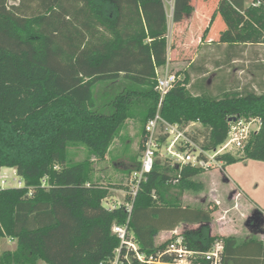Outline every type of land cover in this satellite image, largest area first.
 Segmentation results:
<instances>
[{
    "label": "trees",
    "instance_id": "trees-1",
    "mask_svg": "<svg viewBox=\"0 0 264 264\" xmlns=\"http://www.w3.org/2000/svg\"><path fill=\"white\" fill-rule=\"evenodd\" d=\"M257 1L218 0L202 43L226 44L228 54L239 46H264V0ZM182 9L190 12L188 0H178L176 20ZM168 30L165 0H0V264L113 260L120 239L112 227L124 224L128 213L124 203L109 208L104 201L114 188L127 190L125 203L132 197L129 184L95 179L94 161L106 159L130 118L143 124V149L145 126L160 98L158 69L169 62ZM176 74L162 105L167 121L198 122L201 145L213 149L226 139L234 117L260 118L242 157L218 159L264 161V90L221 87L213 94L207 77L192 90L189 72ZM73 146H83L87 157L72 160ZM4 167L14 168L24 185L3 187ZM204 170L158 158L133 201L130 234L151 254L178 236L157 242L163 230L202 224L179 234L189 247L207 250L222 241L223 264H264V240L211 235L217 206L182 204L180 194L195 188L193 178ZM5 237L16 240L15 250L2 251Z\"/></svg>",
    "mask_w": 264,
    "mask_h": 264
},
{
    "label": "rangeland",
    "instance_id": "rangeland-1",
    "mask_svg": "<svg viewBox=\"0 0 264 264\" xmlns=\"http://www.w3.org/2000/svg\"><path fill=\"white\" fill-rule=\"evenodd\" d=\"M217 1L188 0L192 9L189 13L182 9L180 18L176 20L178 0H167L169 67L173 72H180L182 78L184 71H188L193 80L192 90L196 89L194 85L199 84L201 79L207 77L206 83L213 94H218L221 87L229 90H242L245 86H249L261 92L264 90V69H260L259 72L257 68L260 64H264V46H239L228 54L226 44H217L216 40L212 42L206 40L204 43L198 41L204 29L200 10L207 12L206 16L209 19L210 14L216 9ZM246 1L250 4L253 2V0ZM15 2L16 0H12V3ZM186 20L189 21L188 25ZM177 22L179 23L177 24ZM222 23L223 21L220 19L214 22L213 38ZM199 24L201 25L199 26ZM100 91H103L102 88ZM142 128L143 124L136 119L130 118L125 122L119 136L112 143L106 159L94 161L95 179L105 185L111 183L126 186L129 184L130 173L136 169L142 157V147L140 146ZM193 129L196 131V136L201 138L202 126L197 123ZM70 153L74 161H82L88 155L83 146L71 147ZM243 155V150L234 153L236 157ZM14 178L22 180L14 168H2L1 179L6 180V187L17 186V180ZM193 179L197 185L193 189L183 191L180 194V199L183 205L198 208L217 206V210L213 214L214 220L208 224L211 235L229 236L234 235L232 233L235 231V236L240 239L249 237L264 239V220L263 224L259 221L264 216L260 215L259 207L254 205L251 208L247 205L253 199L264 209V161L244 158L232 164L204 170V173ZM237 185L249 196V198L243 196V199L240 197L241 204L232 203L233 200L230 196V192L237 188ZM112 193L120 200L123 198L118 189H113ZM253 213H256L258 217V222L255 219L254 225L249 222ZM201 225L183 223L178 227L176 233L198 230ZM173 235L175 233L159 234L157 242L170 239ZM1 245L3 249L12 247L8 240H4ZM38 264L48 263L39 261Z\"/></svg>",
    "mask_w": 264,
    "mask_h": 264
},
{
    "label": "built area",
    "instance_id": "built-area-1",
    "mask_svg": "<svg viewBox=\"0 0 264 264\" xmlns=\"http://www.w3.org/2000/svg\"><path fill=\"white\" fill-rule=\"evenodd\" d=\"M167 2V0H165ZM261 0H258L259 4ZM178 76L171 71L169 62L158 69V83L156 90L160 94L157 110L147 121L143 141L140 166L130 175L129 194L130 202H116L109 205L114 208L125 204L128 219L124 224H114L112 231L120 239V246L114 251V258L107 264H223L224 244L216 241L209 249H193L187 245L184 237L178 235L172 239L167 247L156 253L147 254L140 249L129 230L130 215L133 201L137 195L142 181L147 180L158 158L170 161L172 164H188L202 167L205 170L222 167L225 162L218 156L234 154L243 150L251 135L257 132L261 125L260 118H245L236 116L230 121L226 139L213 149H205L201 145L202 138L196 140V131L193 127L198 122H191L186 126L179 123H170L162 115V105L165 96L174 87ZM17 180L16 178H14ZM6 180H2V186L6 187ZM22 180H17V186H23ZM45 186V181L43 183ZM126 195V194H125Z\"/></svg>",
    "mask_w": 264,
    "mask_h": 264
},
{
    "label": "crops",
    "instance_id": "crops-1",
    "mask_svg": "<svg viewBox=\"0 0 264 264\" xmlns=\"http://www.w3.org/2000/svg\"><path fill=\"white\" fill-rule=\"evenodd\" d=\"M246 5H250V3H248L247 1H246ZM203 7H205L204 6V4H203ZM204 9V8H203ZM197 12V11H196ZM198 13H199V10H198ZM200 14L202 15V23H203V28L205 29V27L208 25V22H209V19L207 18V12H204L203 10H200ZM179 22H177V24H178ZM188 23H189V21L188 20H186V24L188 25ZM201 23V22H200ZM186 25V26H187ZM201 24H199V26H200ZM197 26H198V24H197ZM203 29V30H204ZM202 33L203 32H201V34H200V37H199V40L198 41H200L201 42V36H202ZM211 39H209L208 41H210ZM202 44V43H201ZM169 49V48H168ZM193 81V80H192ZM162 160H164V159H162ZM139 163H140V161H139ZM225 165V164H224ZM214 169V168H213ZM15 170V169H14ZM16 172V171H15ZM128 185V184H127ZM238 187L237 188H235L232 192H230V196H231V198H232V203L233 202H237V204H241L239 201H240V199L242 198L243 199V196H246L247 198H249V196H247L246 194H245V192L239 187V185H237ZM114 189H118L119 191H120V196L121 197H123L121 200H120V198L119 197H115V195H113V193H112V190L113 189H111V195L110 196H108L106 199H105V201H104V204L105 205H107V206H109V205H111V204H113V203H116V202H124L125 201V194H126V189H119V188H114ZM241 197V198H240ZM230 199V198H229ZM244 202H246L245 200H244ZM252 203V204H251ZM247 205L248 206H250L251 208H253V206L255 205V206H257V207H259V209H258V211L261 213L260 215H262V216H264V209H262L253 199L251 200V202H248L247 203ZM257 209V208H256ZM261 216V217H262ZM264 217H262V219H261V223L263 224V219ZM213 222V221H212ZM260 223V224H261ZM183 224V223H182ZM187 224H190V223H187ZM259 226V225H258ZM178 228H176V230H177ZM175 230V231H176ZM175 231H173V230H163L162 232H160L159 234L161 235V234H163V233H167V232H170V233H174ZM222 234H223V232H221ZM158 234V235H159ZM232 234H234V235H236L235 234V231H234V233H232ZM225 236V235H224ZM157 237L158 236H156V240H157ZM259 239H261V240H264L263 238H259ZM4 240H8L9 241V244L10 245H12V247L11 248H5V249H3L2 248V245H1V249H2V251H5V250H15V248H16V246H17V242H16V240H14V239H12V238H7V237H5V238H3L2 239V241H1V244H2V242L4 241Z\"/></svg>",
    "mask_w": 264,
    "mask_h": 264
},
{
    "label": "flooded vegetation",
    "instance_id": "flooded-vegetation-1",
    "mask_svg": "<svg viewBox=\"0 0 264 264\" xmlns=\"http://www.w3.org/2000/svg\"><path fill=\"white\" fill-rule=\"evenodd\" d=\"M257 218L258 217H257L256 213H253L252 218L249 220L250 224L254 225L253 222H255V219L257 220ZM259 221H261V219ZM257 222H258V220H257Z\"/></svg>",
    "mask_w": 264,
    "mask_h": 264
},
{
    "label": "water",
    "instance_id": "water-1",
    "mask_svg": "<svg viewBox=\"0 0 264 264\" xmlns=\"http://www.w3.org/2000/svg\"><path fill=\"white\" fill-rule=\"evenodd\" d=\"M236 119V117H234L232 120H235Z\"/></svg>",
    "mask_w": 264,
    "mask_h": 264
}]
</instances>
